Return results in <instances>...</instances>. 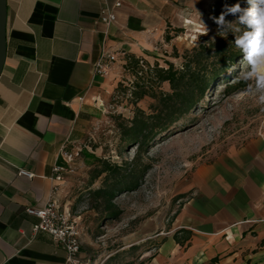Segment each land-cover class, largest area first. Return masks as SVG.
Masks as SVG:
<instances>
[{
    "label": "crops",
    "instance_id": "0c3cea01",
    "mask_svg": "<svg viewBox=\"0 0 264 264\" xmlns=\"http://www.w3.org/2000/svg\"><path fill=\"white\" fill-rule=\"evenodd\" d=\"M171 6V0H7L0 75V264H69L59 243L34 231L39 219L27 213L52 198L79 223L82 264H99L95 238L86 234L70 197L72 180L55 181L52 169L64 164L63 147L88 151L89 129L106 118L118 70L116 63L107 76L94 73L102 10L116 13L108 45L122 62L150 59L164 42ZM20 169L34 177L19 175ZM146 242L151 246L138 241L100 264H264V140L201 164L168 227Z\"/></svg>",
    "mask_w": 264,
    "mask_h": 264
},
{
    "label": "rangeland",
    "instance_id": "374dc122",
    "mask_svg": "<svg viewBox=\"0 0 264 264\" xmlns=\"http://www.w3.org/2000/svg\"><path fill=\"white\" fill-rule=\"evenodd\" d=\"M238 2L244 8L251 7L247 0H171L174 13L170 15L164 42L150 59L137 58L144 63L136 70L128 68L130 58L117 62L116 86L110 96L106 118L89 129L85 143L91 154L109 164L122 166L134 161L137 148L122 142L120 126L132 121L138 111L147 115L155 113L153 107L157 99L150 95L138 101L135 93L140 88L150 92L156 90V67L168 69L172 63L176 69H182L186 52L200 45L213 46V55L215 47L223 42L235 54L232 65L198 96L190 113L157 137L149 153L140 159L137 170L144 167L148 170L134 191L118 194L115 198L122 211L118 219L106 220L99 213L98 202L91 191L102 186L105 176L90 187L98 164L84 163L81 152L76 173L67 176L73 184L70 197L86 224V234L91 233L95 238L99 264L110 256L111 259L119 257L124 253L122 249L138 241H145V248L150 247V242L146 241L159 228L168 227L188 197L192 176L201 164L212 163L252 140H264V104L258 103L259 94L254 91V85L253 90H249L248 84L238 78L247 67L241 63L243 53L234 45L235 35L229 32L220 36L218 26L211 19L220 15L225 4ZM235 19L232 15L226 17L228 21ZM201 20L209 28L207 35H200ZM210 61L216 63L215 58ZM229 88L235 89L229 91ZM159 90L171 92L168 83L161 84Z\"/></svg>",
    "mask_w": 264,
    "mask_h": 264
},
{
    "label": "trees",
    "instance_id": "16d2710c",
    "mask_svg": "<svg viewBox=\"0 0 264 264\" xmlns=\"http://www.w3.org/2000/svg\"><path fill=\"white\" fill-rule=\"evenodd\" d=\"M213 49L214 47L211 45L208 47L200 45L193 51L186 52L182 69H176L172 63H169L168 69L156 67L154 69L157 77L156 90L153 89L150 92L140 88V91L135 93L138 101L151 95L157 99V103L153 107L154 114L147 115L138 111L132 121L127 125L120 126L122 142L137 148V155L130 165L127 163L122 166L112 165L87 150H82L87 164L93 162L98 164L93 171L90 187L99 178L105 176L102 186L91 191L93 198L98 202V211L104 219L116 220L122 215V211L114 200L118 194L136 189L141 176L148 170V167L137 170L138 162L149 153V149L157 137L188 115L198 102V96L203 95L210 83L224 75L234 62L235 54L231 47L225 43H219L217 48L215 47V53L211 55ZM211 58H215L216 63L212 64ZM139 64L140 61L132 57L127 66L136 70L140 67ZM136 74L139 72L137 71ZM164 83L170 85V93L159 90L161 84ZM229 89L232 91L235 88ZM209 264H217V261L214 260Z\"/></svg>",
    "mask_w": 264,
    "mask_h": 264
},
{
    "label": "built area",
    "instance_id": "2783aa9c",
    "mask_svg": "<svg viewBox=\"0 0 264 264\" xmlns=\"http://www.w3.org/2000/svg\"><path fill=\"white\" fill-rule=\"evenodd\" d=\"M121 7L118 2L115 8ZM117 22V16L114 10L105 8L100 14L98 23L104 26L103 40L101 43V54L94 68V73L98 76H107L113 66L118 62V54L111 51L109 43V28ZM126 57V55H123ZM127 58V57H126ZM129 58V57H128ZM144 61L140 60L143 66ZM81 149H68L63 147L61 150V158L63 165H55L52 169L53 179L62 182L66 176L75 174L78 168V159ZM19 175L33 178L34 174L25 169H20ZM57 192L54 189L53 195ZM27 213L39 219V223L34 227L35 232L48 233L67 253V261L69 264H82L80 259L82 241L79 223L71 214L62 212L58 202L52 198L43 207H31L27 209Z\"/></svg>",
    "mask_w": 264,
    "mask_h": 264
},
{
    "label": "clouds",
    "instance_id": "9594fccd",
    "mask_svg": "<svg viewBox=\"0 0 264 264\" xmlns=\"http://www.w3.org/2000/svg\"><path fill=\"white\" fill-rule=\"evenodd\" d=\"M247 3L251 7L244 8L239 2L225 4L220 15L211 19L218 26L217 34L223 36L232 32L235 35L234 45L243 53L241 63L247 66L238 78L248 84L249 90H253L254 85V91L259 94L258 103L264 104V0H247ZM228 15L236 19L228 21ZM208 32L209 28L201 20L200 35Z\"/></svg>",
    "mask_w": 264,
    "mask_h": 264
},
{
    "label": "water",
    "instance_id": "95a60500",
    "mask_svg": "<svg viewBox=\"0 0 264 264\" xmlns=\"http://www.w3.org/2000/svg\"><path fill=\"white\" fill-rule=\"evenodd\" d=\"M7 0H0V75L6 59Z\"/></svg>",
    "mask_w": 264,
    "mask_h": 264
}]
</instances>
